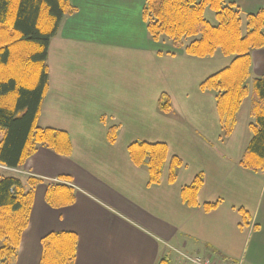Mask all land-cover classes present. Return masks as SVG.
Masks as SVG:
<instances>
[{
  "label": "crops",
  "instance_id": "crops-1",
  "mask_svg": "<svg viewBox=\"0 0 264 264\" xmlns=\"http://www.w3.org/2000/svg\"><path fill=\"white\" fill-rule=\"evenodd\" d=\"M246 15L264 0H228ZM147 0H71L76 11L52 38L48 86L39 126L65 132L69 155L39 147L14 176L35 179L33 208L15 264H40L42 239L77 236L75 264H158L166 244L222 264H264V171L240 161L252 138L251 97L237 114L233 134L221 141L216 99L200 87L234 58L199 59L150 39L143 21ZM252 80L264 77V50L251 55ZM172 112L159 110L161 97ZM118 126L117 140L108 141ZM134 142L169 149L161 183L131 160ZM183 162L169 182L172 158ZM202 174L199 207L184 204L182 190ZM67 178V180L65 179ZM68 183L75 202L51 207V184ZM218 203L209 213L203 205ZM249 213L247 225L239 210ZM173 264V263H171Z\"/></svg>",
  "mask_w": 264,
  "mask_h": 264
},
{
  "label": "trees",
  "instance_id": "trees-1",
  "mask_svg": "<svg viewBox=\"0 0 264 264\" xmlns=\"http://www.w3.org/2000/svg\"><path fill=\"white\" fill-rule=\"evenodd\" d=\"M207 9L215 13L216 24L206 18ZM75 11L71 0H0V165L20 168L39 147L59 155L72 151L68 135L40 127L39 116L48 86L50 42L64 19ZM243 18L241 9L228 0H147L143 10L152 41L167 43L193 58H234L229 67L209 77L200 89L215 96L221 141L231 137L241 105L251 97L252 138L240 166L259 173L264 171V77L252 80L250 90V70L252 53L264 50V9L246 15L245 33ZM159 110L172 112L166 96L161 97ZM118 131V126L109 129L107 138L111 144L117 140ZM128 152L137 167L148 171L150 184L159 185L168 160L167 145L134 142ZM182 166L179 158H172L171 184ZM37 184V180L29 179L25 186L16 177L0 175V264L16 262L22 235L29 226ZM202 186L203 176L199 174L182 190L185 205L199 207L197 196ZM46 201L51 207L63 208L75 202V192L67 185L51 184ZM203 208L209 213L218 208V203H207ZM238 212L247 225L249 213L243 209ZM42 249L40 264H75L77 236L51 233L42 239ZM158 264H169L168 256Z\"/></svg>",
  "mask_w": 264,
  "mask_h": 264
},
{
  "label": "built area",
  "instance_id": "built-area-1",
  "mask_svg": "<svg viewBox=\"0 0 264 264\" xmlns=\"http://www.w3.org/2000/svg\"><path fill=\"white\" fill-rule=\"evenodd\" d=\"M175 253V263L176 264H218L208 258L198 256V255H190L183 250L172 249Z\"/></svg>",
  "mask_w": 264,
  "mask_h": 264
},
{
  "label": "rangeland",
  "instance_id": "rangeland-1",
  "mask_svg": "<svg viewBox=\"0 0 264 264\" xmlns=\"http://www.w3.org/2000/svg\"><path fill=\"white\" fill-rule=\"evenodd\" d=\"M205 15H206V18L212 23V24H216V21H215V13L212 12L211 10L207 9L205 11ZM242 30H243V33L246 32V20L243 21V26H242ZM3 138V135L0 136V141L2 140ZM0 173L3 174L4 176H12V177H16L14 176L15 175V171H12V169H8L6 167H3V166H0ZM239 264H241L239 262Z\"/></svg>",
  "mask_w": 264,
  "mask_h": 264
}]
</instances>
